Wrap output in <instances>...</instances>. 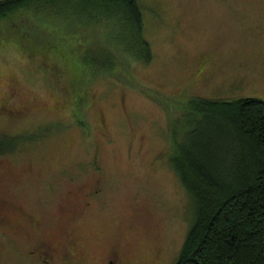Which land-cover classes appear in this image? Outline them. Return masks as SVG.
Masks as SVG:
<instances>
[{
	"label": "rangeland",
	"instance_id": "374dc122",
	"mask_svg": "<svg viewBox=\"0 0 264 264\" xmlns=\"http://www.w3.org/2000/svg\"><path fill=\"white\" fill-rule=\"evenodd\" d=\"M143 3L150 58L119 52L109 69L107 32L74 23L66 5L27 0L0 16V77L28 105L0 115L20 135L0 151V264H30L26 247L46 236L81 264L113 248L125 264L174 263L193 203L170 161V120L193 95L264 98V0Z\"/></svg>",
	"mask_w": 264,
	"mask_h": 264
},
{
	"label": "trees",
	"instance_id": "16d2710c",
	"mask_svg": "<svg viewBox=\"0 0 264 264\" xmlns=\"http://www.w3.org/2000/svg\"><path fill=\"white\" fill-rule=\"evenodd\" d=\"M24 1L0 0V16ZM48 1L66 5L74 23L100 24L107 32L109 55L101 67L111 68L119 52L150 58L143 0ZM54 45L63 47L59 39ZM186 100L179 114L183 111L187 129L178 136L173 121L179 114L170 120L169 148L193 213L173 264H264V98ZM11 137L5 144L16 140Z\"/></svg>",
	"mask_w": 264,
	"mask_h": 264
},
{
	"label": "flooded vegetation",
	"instance_id": "af4514ba",
	"mask_svg": "<svg viewBox=\"0 0 264 264\" xmlns=\"http://www.w3.org/2000/svg\"><path fill=\"white\" fill-rule=\"evenodd\" d=\"M12 42L13 49L16 51L21 49L20 44L17 43L13 38L9 37ZM9 41V40H8ZM5 42L0 37V50L4 46V44L8 43ZM19 47V48H18ZM11 78L6 75V79L0 77V84L2 87L4 86L3 91L0 92V115H12L18 116L21 112H24L27 109L28 105H17L10 101V97H13L14 94L17 93V87L12 84ZM26 107V108H25ZM22 110V111H21ZM20 132V131H19ZM22 132V131H21ZM18 133V132H17ZM15 132H7L5 129H0V136H7L14 138L17 136ZM15 135V136H14ZM10 141V140H9ZM15 141V140H14ZM11 144H0V151L5 150L6 148L10 147ZM98 188L94 187L93 190ZM90 200L85 198L81 202H78L79 207L75 206L77 211L84 210L87 206H89ZM2 199L0 198V225H4L6 216L2 210ZM63 207V205H62ZM76 213V211H74ZM25 252L28 256H30L31 261L30 264H81L82 253L79 249H75L70 247L67 244L61 243L60 245H56L54 241L49 237L46 236L42 239H39L36 243L26 247ZM101 264H125L124 260V251L113 248L111 253H109L103 263Z\"/></svg>",
	"mask_w": 264,
	"mask_h": 264
}]
</instances>
